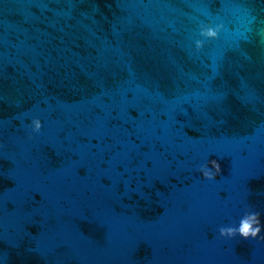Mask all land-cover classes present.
Instances as JSON below:
<instances>
[{
    "label": "water",
    "instance_id": "water-1",
    "mask_svg": "<svg viewBox=\"0 0 264 264\" xmlns=\"http://www.w3.org/2000/svg\"><path fill=\"white\" fill-rule=\"evenodd\" d=\"M0 211L264 245V0H0Z\"/></svg>",
    "mask_w": 264,
    "mask_h": 264
},
{
    "label": "clouds",
    "instance_id": "clouds-1",
    "mask_svg": "<svg viewBox=\"0 0 264 264\" xmlns=\"http://www.w3.org/2000/svg\"><path fill=\"white\" fill-rule=\"evenodd\" d=\"M221 30V25H218L215 28L212 26L201 27L199 35L202 39H197L195 41L196 50L199 51L203 49L205 41L218 39ZM41 127L42 124L39 119H34L32 121V129L34 132H39ZM200 171L204 179L211 181L221 173V167L216 160H212L211 168L203 166ZM261 230L260 214L258 212L250 211L246 212L240 219L238 227H221L219 229V235L224 238H235L238 235L242 239L248 240L249 238H257L260 235Z\"/></svg>",
    "mask_w": 264,
    "mask_h": 264
}]
</instances>
